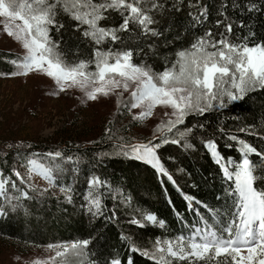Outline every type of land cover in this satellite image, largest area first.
<instances>
[{
    "label": "snow or ice",
    "instance_id": "1",
    "mask_svg": "<svg viewBox=\"0 0 264 264\" xmlns=\"http://www.w3.org/2000/svg\"><path fill=\"white\" fill-rule=\"evenodd\" d=\"M143 3L144 0H102L100 3L95 0H0V17L4 18L0 24L3 25V31L24 50L22 56L9 61L14 65L15 71L3 75L27 76L33 72L44 74L55 82L58 92L79 89L91 101L114 94L118 114L123 108L132 114L134 121L151 117L156 106L170 108V113H164L167 120H161L155 126L151 139L122 147L125 149V156L147 163L159 176L167 177L175 184L161 162L158 150L165 144H180L181 140H185V147H193L187 143V138L196 127L203 130L204 125L185 128L179 132V139L166 137L183 125L189 115L203 116L211 110H224L233 102L243 99L248 92L264 90V41L249 44L248 37H244L241 43H234L228 39L232 33V24L228 23L225 25L227 35L221 33L220 38L216 39L209 29L188 48L177 51L176 60L170 68L165 67L162 72L154 73L151 66L133 62L134 50L126 47L127 41L121 33H132L130 26L134 24L140 28L141 37L162 36L163 33L154 26L158 21L153 13L162 14L168 10L179 12L182 7L174 4L172 9H168L160 0H152L151 7L145 8L142 7ZM233 7L240 5L234 4ZM245 7L248 12L260 10L255 3ZM222 8L226 9L227 5H222ZM112 11L119 12L122 22L108 27L101 26V21L111 19ZM61 12L76 22L73 31L79 32V39L95 45L92 59L71 63L66 60V53L61 50L63 41L54 40L51 35L52 29L59 33L65 27L58 22ZM220 14L226 16L225 11ZM189 16L195 21L193 26L206 22V6L198 15L190 12ZM216 23L219 26L221 21L217 20ZM240 27H244L243 21L240 22ZM251 35L254 36L255 33ZM109 41L112 45L121 44L122 47L113 50L110 46L107 51L102 50L101 46ZM92 64L95 65L94 71L89 70ZM58 92L52 94L56 95ZM123 92L129 93L128 98L122 99ZM133 109L140 111L133 113ZM219 131L225 134L223 128ZM246 131L249 135H257L252 126L239 129V132ZM258 138L264 139V136ZM227 139L238 145V160L222 155L215 139L203 141L204 148L219 167L226 184L223 194L224 210L212 208L185 195L184 199L189 202L190 210L195 201L205 209L208 216L202 214L200 208H196L194 212L197 219L191 224L182 222L185 231L179 235L157 237L152 252L142 250L131 237L122 234L121 239L128 243L130 252H138L153 264H264V187H257L258 180L264 177L257 176L258 169L250 159L255 154L264 160V152L258 151L236 134H228ZM225 146L231 148L233 145ZM16 155L21 154L18 152ZM35 157H46L50 163L45 166ZM58 159H63L61 151L29 153L27 178L15 166L12 174L16 180L10 176L5 177L0 170V197L15 210L22 206V200L34 198L28 190L38 191L43 195L48 188L40 190L30 183L33 173L47 181L49 188L56 187L57 174L63 172L61 164L57 163ZM67 160L71 162L72 158L68 157ZM9 184L19 195L8 193L6 186ZM108 187V182L101 180L99 176L89 177V190L84 194L86 203L83 207L92 216L104 215L106 194L100 192V189ZM60 192L65 193V198L71 201L70 187L61 185ZM220 198L217 197L218 200ZM2 214L3 210L0 209V215ZM114 217L113 210L110 218ZM143 219L152 225L158 223L161 228L166 226L164 220H158L151 212L145 214ZM130 223L145 226L136 218L131 219ZM90 243V239H83L49 244L47 247L54 251V256L47 261L36 260L34 264H69V256H86ZM92 264L99 262L93 261ZM106 264H124V261L112 258ZM127 264H134L131 257Z\"/></svg>",
    "mask_w": 264,
    "mask_h": 264
},
{
    "label": "trees",
    "instance_id": "2",
    "mask_svg": "<svg viewBox=\"0 0 264 264\" xmlns=\"http://www.w3.org/2000/svg\"><path fill=\"white\" fill-rule=\"evenodd\" d=\"M95 2L100 3L102 0ZM151 2L152 0H144L142 7L150 8ZM160 3H165L168 9H172L174 4L182 7L179 12L168 10L162 14L153 13L158 21L154 26L163 33L162 36L141 37L140 28L134 24L130 26L132 33H121L127 41L126 47L134 50L133 62L151 66L154 73L162 72L165 67L170 68L176 60L177 51L188 48L197 37L203 36L209 29L215 38L219 39L221 33L226 34L225 25L228 23L232 24V33L228 36L230 41L239 44L244 37H248L249 44L264 41V0H180L179 3L177 0H160ZM252 3L257 4L260 10L248 12L245 5ZM190 4L192 7H189ZM225 4L226 9L222 8ZM234 4L240 7L234 8ZM205 6L206 22L193 26L195 21L189 13L198 15ZM221 11H225L226 16L221 15ZM110 16L111 19L100 22L101 26L108 27L122 22L123 18L119 12L112 11ZM217 20L221 21L219 26ZM241 21L244 27H240ZM58 22L63 23L65 27L59 33L52 29L51 35L54 40L63 41L61 50L66 53V60L71 63L92 59L95 45L79 39V32L73 31L76 22L63 12L60 13ZM252 33L255 35H251ZM110 46L113 50L122 47L121 44L112 45L109 41L101 48L107 51ZM20 56L22 54L13 49L0 48V76L6 77L8 75L3 74L15 71L14 65L9 61ZM89 70L94 71L95 65H90ZM129 119L112 117L108 132L98 124L87 129L72 128L71 124H68L53 136L46 138L21 137L9 132L7 127L0 128V170L5 177L10 176L16 180L12 174V168L15 166L17 171L27 178L29 153L61 151L63 156V159L57 160L63 172L57 174V186L53 189L43 195L38 191L28 190L34 198L22 200V206L15 210L0 197V209L3 210L0 215V240L7 246L20 250L48 248L49 244L90 239L87 255L69 256V264H92L93 261L106 264V261L112 258L122 259L124 264H127L129 257L134 264H153L138 252H130L128 243L121 239V235L131 237L139 248L152 252L157 237L176 236L185 231L182 222L191 224L196 220V208H200V212L208 216L205 209L195 201H202L212 208L224 210L223 194L226 184L219 167L204 148L203 141L215 139L222 155L238 160V145L227 139L228 134H236L258 151L264 152V139L258 138L264 136L262 89L248 92L243 99L233 102L224 110H211L203 116L189 115L183 125L178 126L177 130L166 137L179 139V132L185 128L204 125L203 130L196 127L193 134L187 138V143L193 147H185V140H181L180 144H165L158 150L161 162L173 177L175 184L167 177L159 176L147 163L123 154L125 149L122 146L134 143V140L126 135L127 128H132ZM161 120L166 121L167 117L155 120L151 130L145 134L142 132V142L152 138L155 126ZM249 126H252L257 135H249L247 131L239 132V129H248ZM221 128L225 130V134L220 133ZM10 144L13 147L9 148ZM17 144L22 146L15 147ZM226 144L233 146L229 148ZM18 152L20 156L16 155ZM68 157L72 158L71 162L67 160ZM35 159L45 166L50 163L46 157ZM250 159L258 169L257 176L264 177V160L255 154H252ZM91 176H99L110 186L100 189V192L106 194V208L102 216L94 217L83 207L86 203L84 194L89 190L88 179ZM16 182L19 186V181ZM61 185L72 189L71 201L65 198V193L60 192ZM6 187L10 195H19L11 189L10 184ZM257 187H264V179L258 180ZM185 195L195 198L192 210L189 209V202L184 199ZM217 197L221 198L218 200ZM113 210L115 217L110 218ZM149 212L154 213L158 220H164L166 226L161 228L158 223L152 225L144 221V215ZM133 218L139 219L145 226L131 224L130 220ZM208 218L211 222V218Z\"/></svg>",
    "mask_w": 264,
    "mask_h": 264
},
{
    "label": "rangeland",
    "instance_id": "3",
    "mask_svg": "<svg viewBox=\"0 0 264 264\" xmlns=\"http://www.w3.org/2000/svg\"><path fill=\"white\" fill-rule=\"evenodd\" d=\"M4 18L0 17V21ZM0 48L13 49L24 53L20 44L8 37L0 24ZM55 82L44 74L29 73L27 76H0V128L7 127L9 132L21 137L43 138L51 137L60 128L71 124L72 128H91L100 125L109 129L112 117L122 120L129 119L132 128H127L126 135L134 143L142 142L140 135L151 130L155 120L165 118L164 113H170V108L156 106L153 115L134 121L132 114L121 108L118 114L116 95L100 97L96 101L87 100L79 89H69L58 92ZM129 96L123 92L122 99ZM140 109H133V113ZM28 175V172H27ZM30 183L35 187L48 190L47 181L33 173ZM159 226V224H158ZM160 227V226H159ZM54 251L48 248H28L20 250L7 246L0 240V264H34L36 260L47 261L54 256Z\"/></svg>",
    "mask_w": 264,
    "mask_h": 264
}]
</instances>
